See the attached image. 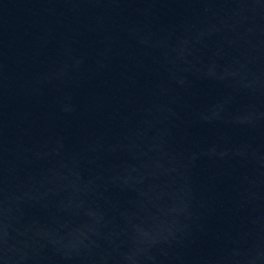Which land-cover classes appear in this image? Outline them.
I'll list each match as a JSON object with an SVG mask.
<instances>
[{
  "label": "water",
  "instance_id": "obj_1",
  "mask_svg": "<svg viewBox=\"0 0 264 264\" xmlns=\"http://www.w3.org/2000/svg\"><path fill=\"white\" fill-rule=\"evenodd\" d=\"M0 264H264V0H0Z\"/></svg>",
  "mask_w": 264,
  "mask_h": 264
}]
</instances>
